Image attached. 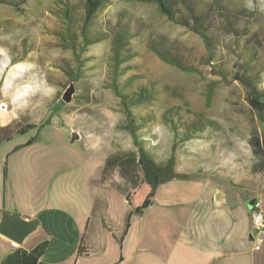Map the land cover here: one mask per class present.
<instances>
[{"label": "rangeland", "instance_id": "374dc122", "mask_svg": "<svg viewBox=\"0 0 264 264\" xmlns=\"http://www.w3.org/2000/svg\"><path fill=\"white\" fill-rule=\"evenodd\" d=\"M37 1L28 0L23 6L28 10L22 13L0 3V104H6V110L14 118L9 129L19 132L0 145L12 147L34 137L32 145L40 153L35 166L41 177L49 178L46 173L50 168L56 170L55 179L52 172L56 197L41 206H53L60 212L73 214L77 220L83 212L96 218L98 211L92 208L94 201L91 204L89 191L93 197L92 189L95 187L98 192L103 180L107 186L119 187L110 197L109 211L112 214L120 211L116 217L122 218L121 212L125 208L134 212L151 189L147 183L140 185L143 175L136 161L137 150L129 132L123 129L126 122L118 99L108 87V56L114 43L123 42L124 37L129 39V44H124L133 51L125 56H129V61L121 64L118 83L127 80L126 91L140 85L155 86L160 91L153 103L133 109L148 120L145 129L139 132L144 134L143 142L157 160H164L172 152L176 172L190 175L186 180L174 178L158 185L150 211L159 213L160 201L171 195L177 198L180 186L183 187L179 188L180 194L194 193L189 182L202 179L199 173L212 177L226 193L231 194L234 189L238 194L247 189L253 196L249 201L264 198L261 156L255 155L250 144L251 128L262 134L264 122L251 118L246 93L237 81L223 79L211 70L206 45L199 34L168 21L152 0H102L87 26L88 33L95 38L79 56L92 64L85 68L83 76L70 78L75 55L72 57L68 48L58 46L52 34L55 23L48 21L51 11L45 3ZM176 2L179 4V0ZM190 4L199 11L200 25L206 28L204 33L222 57L225 68H233L234 42L251 50L256 48L253 51L260 73L259 87L264 88V69L260 66L264 59V0H191ZM175 12L183 14L176 8ZM64 36L72 50L66 27ZM78 43L83 46V37H79ZM86 61L79 63V72ZM55 66H65L67 73L57 71ZM76 68L75 65V72ZM71 80L76 87L73 99L60 104V96ZM211 85L213 90L206 99ZM186 106L189 113L181 122L202 117L206 121V138L187 142L182 138L171 151L173 134L164 117L169 108ZM21 130L25 133L21 134ZM155 143L159 146L151 148ZM257 152L261 154L260 148ZM100 166L104 169L100 168L99 176ZM125 189H131L130 205L122 195ZM253 204L254 200L251 208ZM174 207L166 210L174 213ZM147 211L143 210L142 222L133 213V228L140 225L144 228ZM128 222L131 223L130 219ZM227 227L221 228L219 234Z\"/></svg>", "mask_w": 264, "mask_h": 264}, {"label": "crops", "instance_id": "0c3cea01", "mask_svg": "<svg viewBox=\"0 0 264 264\" xmlns=\"http://www.w3.org/2000/svg\"><path fill=\"white\" fill-rule=\"evenodd\" d=\"M13 123L10 113L0 107L1 145L19 134L9 129ZM24 143L0 145V214L6 211L37 219L39 226L21 243L0 234V264H264V228L261 245L255 248L259 233L247 206L253 197L249 190L236 194L233 189L229 194L212 177L187 180L194 193L180 194V186L177 198L171 195L160 201L159 213L149 209L155 203L154 193L146 207H136L134 212L125 208L122 218H117L120 211L110 213L109 203L119 187L107 186L100 180L98 192L92 189L93 197L89 191L98 216L91 218L83 212L77 220L73 214L53 206H41L56 197V184L52 182V172L55 179L56 170L50 168L46 173L49 178L41 177L35 166L40 153L32 142ZM143 183L146 182L140 185ZM122 195L130 205L131 189H125ZM180 195L183 197L179 199ZM173 206L174 213L166 210ZM144 209L149 210L144 228H133V213L142 222ZM126 219L131 221L127 227ZM227 225L229 229L219 234Z\"/></svg>", "mask_w": 264, "mask_h": 264}, {"label": "trees", "instance_id": "16d2710c", "mask_svg": "<svg viewBox=\"0 0 264 264\" xmlns=\"http://www.w3.org/2000/svg\"><path fill=\"white\" fill-rule=\"evenodd\" d=\"M28 0H0V3L7 4L13 7L15 10L22 13V10H28L23 7ZM37 1V0H31ZM157 7V10L164 15V17L175 24L184 26L201 36L206 45V50L208 52V57L206 58L207 64H212V69L214 73L220 75L221 78H229L232 81H237L243 88L246 93V101L249 106V114L251 118L255 117L259 121L264 122V88L259 87V69H256L254 54L256 48L252 50L248 47H241L237 45V42H234L235 45L232 49L235 61L233 68L227 69L222 64V57L214 51V46L210 44V41L207 39L204 30L206 28L204 25H200L199 22V11L193 4H190L191 0H152ZM181 1V4H180ZM37 2L45 3L46 6L51 11V16H48V21L55 23L52 26L53 37L56 38L60 45L65 48H68L73 57V61L77 66L75 72V65L72 67V72L69 73L70 78L77 76H83L85 68L92 64L86 60L88 59H79V56L83 54L85 48L92 44L95 37L90 35L87 31V26L90 24L93 16L96 11L101 7L102 0H40ZM175 8L183 12L182 16L175 12ZM52 18V20L50 19ZM191 19L192 22L189 20ZM46 27V26H45ZM44 27V28H45ZM69 29L72 42V50L69 46V43L66 42L64 36V31ZM47 28V27H46ZM29 36V35H28ZM79 37H83L84 44L81 46L79 42ZM124 41H118L112 46V52L108 56V67L107 73L109 70V80L108 87L111 89L112 93L118 99V105L120 106L122 113L125 118V125L123 129L127 130L130 134L131 141L133 146L137 150V158L141 172L143 175V180L148 185H150V191L147 193V196L140 207H137L136 210H140L148 205L151 198L155 193V189L158 185L165 183L174 178L188 179L190 175L178 174L175 170L174 156L172 152L164 160H157L153 157L150 150L146 147L143 142L144 134L139 133L141 129H145L148 122L147 118L138 115L133 111L134 108L144 103H153L154 100H157L159 95V90L155 86H146L140 85L135 89H130L126 91V86L128 87V81L125 80L123 83H118L120 72L122 70L121 64L129 61V56L127 54L133 49H129L128 45H125L129 39L125 37L122 38ZM125 43V44H124ZM129 44V43H128ZM128 46V47H127ZM237 46V48H236ZM79 48L78 52L77 49ZM133 51V50H132ZM86 61V64L78 71L79 63ZM177 66H179L177 64ZM260 66L262 70L264 69V59L260 61ZM59 71L67 73L66 67L55 66ZM192 72H198L196 68H189ZM215 83V82H214ZM213 86H209L208 91L206 92V99H209ZM63 102H60L62 104ZM59 106V105H58ZM188 107H171L168 109V115L164 117V122L168 125L173 134L174 142L172 144L171 151L174 150L177 140L187 142L195 138H206V121L202 117L187 119L186 122H181L184 115L189 113ZM22 132V130H21ZM146 132V131H144ZM191 134L189 135V133ZM199 132L200 134H197ZM251 140L250 144L253 148V152L257 156H261V161H259V166L264 170V133L261 134L259 130L255 127H252L251 130ZM142 136V137H141ZM155 139L154 136H152ZM32 137L31 139H33ZM29 140L25 144H30L32 140ZM260 140V141H259ZM262 143V147L261 144ZM158 143L152 145L151 148L156 149ZM260 148L261 154L257 152ZM104 169V167H102ZM200 172V171H199ZM198 172V173H199ZM198 177H207L206 174L199 173ZM128 226V219H126L125 227Z\"/></svg>", "mask_w": 264, "mask_h": 264}, {"label": "water", "instance_id": "95a60500", "mask_svg": "<svg viewBox=\"0 0 264 264\" xmlns=\"http://www.w3.org/2000/svg\"><path fill=\"white\" fill-rule=\"evenodd\" d=\"M76 91L75 81L71 80L65 86L60 100L63 103H70L73 99V95ZM254 198L249 201L248 207L251 208V204ZM39 226V221L33 218H25L19 214H11L6 211L0 214V234L16 240L21 243L27 236L34 232Z\"/></svg>", "mask_w": 264, "mask_h": 264}, {"label": "built area", "instance_id": "2783aa9c", "mask_svg": "<svg viewBox=\"0 0 264 264\" xmlns=\"http://www.w3.org/2000/svg\"><path fill=\"white\" fill-rule=\"evenodd\" d=\"M2 109H6L7 105L4 103L0 104ZM252 224L253 227L257 230L258 238L255 239L254 247L259 248L262 242V233L264 228V199L263 198H254V204L251 208Z\"/></svg>", "mask_w": 264, "mask_h": 264}, {"label": "bare ground", "instance_id": "6f19581e", "mask_svg": "<svg viewBox=\"0 0 264 264\" xmlns=\"http://www.w3.org/2000/svg\"><path fill=\"white\" fill-rule=\"evenodd\" d=\"M257 198H260V197H257ZM262 198V197H261ZM264 199V198H263Z\"/></svg>", "mask_w": 264, "mask_h": 264}]
</instances>
